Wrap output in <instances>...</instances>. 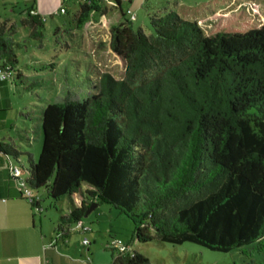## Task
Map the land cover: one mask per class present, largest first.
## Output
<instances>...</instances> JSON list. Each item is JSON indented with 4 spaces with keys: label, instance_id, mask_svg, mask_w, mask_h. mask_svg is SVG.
<instances>
[{
    "label": "trees",
    "instance_id": "trees-1",
    "mask_svg": "<svg viewBox=\"0 0 264 264\" xmlns=\"http://www.w3.org/2000/svg\"><path fill=\"white\" fill-rule=\"evenodd\" d=\"M76 1L70 31L82 32L96 15L119 14L109 27V49L124 73L115 79L90 64L94 93L48 103L35 128L41 150L36 161L26 153L27 168L12 144L0 142V160L16 186L22 183L19 197L34 211L43 210L34 190L45 189L53 205L67 201L68 212L55 226L63 242L91 205L114 207L133 225L132 252L113 255L114 264H151L136 242L264 253V22L255 23L242 8L205 34L159 0L147 15L146 33L126 17L120 0L109 6ZM30 11L19 25L41 43L45 18ZM54 24L57 36L61 28ZM227 26L234 30L224 31ZM17 30L16 22L0 21L4 107L8 85L26 78L18 66ZM48 66L54 69L53 62ZM12 167L26 177L12 178Z\"/></svg>",
    "mask_w": 264,
    "mask_h": 264
},
{
    "label": "rangeland",
    "instance_id": "rangeland-1",
    "mask_svg": "<svg viewBox=\"0 0 264 264\" xmlns=\"http://www.w3.org/2000/svg\"><path fill=\"white\" fill-rule=\"evenodd\" d=\"M131 2V10L134 12L135 27H141L149 33L147 21L148 7L158 6L168 0H122L121 7L126 10V2ZM207 0H185L189 4H196ZM218 1V0H216ZM227 1V0H219ZM76 0H41V7L48 13H42V32L44 38L41 43L28 37V31L19 25V20L29 7L21 1L14 3L0 0V21L10 20L18 24L15 36L19 44L17 48L19 68L26 77L17 86L8 85L4 97L8 100V106H2L4 118L2 122L5 127L0 129V142L10 143L19 152L20 165L28 167L26 153L31 154L34 161L37 160L42 144V135L39 126L40 111L48 104L83 100L91 93H94L89 79L94 74L88 73L90 64L100 68L103 72L110 73L115 79H121L124 73V65L109 49V25L112 20L107 19L89 20L83 27L82 32L70 31L69 23L72 14L76 9ZM233 3V4H232ZM147 4L148 6H145ZM231 4V5H230ZM228 7L222 10L217 18L224 19L231 11L237 8H245L248 15L255 23L264 22V2L257 0H232ZM109 6L110 3L108 2ZM164 5V4H163ZM233 5V6H232ZM234 7L229 9V7ZM67 10V15L59 13L60 8ZM51 16L54 20H52ZM136 20V21H135ZM61 28V32L55 36V24ZM206 34L213 27V24H198ZM224 31H233L229 26ZM246 29L239 27L237 31L243 32ZM67 43V48H65ZM54 63V69L48 66ZM35 83L37 85H32ZM25 178V173L21 174ZM42 200L44 217L54 223L55 210L64 209L66 200H60L53 205L45 189L34 190ZM98 220V223L96 222ZM85 222L92 223L93 227L102 231L104 236L110 231L114 239L128 242L133 233V225L129 218L106 203L95 208L86 218ZM48 226V221H46ZM91 241L92 237L100 239L97 233L87 234ZM134 249H142L151 264H264V253L242 254L238 249H232L227 253L212 251L207 248L183 243L178 246L161 243L133 244Z\"/></svg>",
    "mask_w": 264,
    "mask_h": 264
},
{
    "label": "crops",
    "instance_id": "crops-1",
    "mask_svg": "<svg viewBox=\"0 0 264 264\" xmlns=\"http://www.w3.org/2000/svg\"><path fill=\"white\" fill-rule=\"evenodd\" d=\"M5 1L10 3L21 1L28 5L27 10H33L35 15L42 16L41 12L48 13L41 7V0ZM120 1L122 2V0ZM229 1L207 0L194 5L185 2V0H168L166 2L167 6L174 7L183 19L196 21L197 24H214L222 19L217 16L222 13L224 8L231 5ZM257 1L264 2V0ZM126 6V9L131 10L130 1L126 3ZM159 6L161 5L148 7V13L157 10ZM232 6L229 9L234 8ZM131 12L134 13L132 10ZM108 16L112 20L109 27L120 20L117 12H112L105 17L96 15L92 20L107 19ZM126 17L128 18L129 15ZM17 186L11 180L8 169L0 160V264H114L113 252L108 249L109 241L113 238L110 231L107 232V236H104L102 234L104 232L96 230L92 223L83 221V217L80 225L63 242L56 238L55 226L58 215L68 212L67 204L65 210L59 209L53 212V223L43 216L44 209L34 211L24 199L19 197ZM73 201L77 207L80 205L79 198L73 197ZM46 221H48V226H46ZM96 222L98 223L97 219ZM94 233H97L100 239L92 237L90 241L86 235ZM84 239L89 242L86 246L82 244ZM139 251L142 253V249Z\"/></svg>",
    "mask_w": 264,
    "mask_h": 264
},
{
    "label": "built area",
    "instance_id": "built-area-1",
    "mask_svg": "<svg viewBox=\"0 0 264 264\" xmlns=\"http://www.w3.org/2000/svg\"><path fill=\"white\" fill-rule=\"evenodd\" d=\"M105 3H110L113 4V1L112 0H101ZM65 10L63 7L60 8L59 10V13H64ZM30 13L32 15H35V12L33 10L30 11ZM126 13L130 16V19L131 20H134L135 19V15H133V13L129 10L126 11ZM4 78V74L2 72V70L0 69V80H2ZM10 172H11V176L12 178L18 180V179H21V174H20V171L18 168L16 167H12L10 169ZM19 186H22V183H18ZM80 225V224H79ZM82 244L84 246L88 245L89 242L87 239H84L82 241ZM108 248L113 252V255L116 257V256H119V255H124L126 253H131L132 252V248L126 243V242H123L122 240L120 239H112L109 241V244H108Z\"/></svg>",
    "mask_w": 264,
    "mask_h": 264
},
{
    "label": "water",
    "instance_id": "water-1",
    "mask_svg": "<svg viewBox=\"0 0 264 264\" xmlns=\"http://www.w3.org/2000/svg\"><path fill=\"white\" fill-rule=\"evenodd\" d=\"M97 207L96 204L91 205L87 210L86 213L84 214V218H86L95 208Z\"/></svg>",
    "mask_w": 264,
    "mask_h": 264
}]
</instances>
